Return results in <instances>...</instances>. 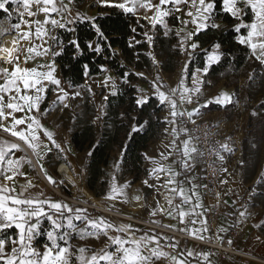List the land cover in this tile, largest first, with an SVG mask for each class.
I'll list each match as a JSON object with an SVG mask.
<instances>
[{"label":"snow or ice","instance_id":"obj_1","mask_svg":"<svg viewBox=\"0 0 264 264\" xmlns=\"http://www.w3.org/2000/svg\"><path fill=\"white\" fill-rule=\"evenodd\" d=\"M73 3L74 0H67V3L65 0H0V10L7 14L9 20H11L13 12L16 13L18 21L10 23L8 27L0 26V53L3 54L0 55V64L8 65V67H0V80H3V83H0V129L9 133L11 137L17 138L19 142H22L41 159L43 155L52 152V147L41 138V133L51 145H54L55 149L60 152L66 151L61 143L54 139V134L41 123V117L47 114L46 111H41V104L47 98L49 88L56 94V99L52 103L62 108L69 106L66 101L70 95L72 98L80 95L78 91L70 94L61 86L62 80L58 75L56 63V58L63 54L65 47L55 35L56 30L74 31V28L69 26L77 22L82 23L85 19L81 17L80 13L73 12L71 7ZM101 3L119 9L123 13L131 14L137 19L142 14L143 18L148 20L153 28L158 24L163 25L166 29L165 35L171 31L165 18L181 12L182 5L189 6L185 15L191 20L181 21V24L184 28H187L188 23L195 27L191 31H184L182 28L175 35L181 37L178 41L180 50L186 52L190 58L201 47L198 38L201 31H207L209 28L221 29V25L216 22L214 17L215 0H158L156 3L153 0H101ZM169 4L173 7H162ZM9 5L15 7L10 10ZM249 9L254 15V19L251 23H245L243 16L247 14ZM141 10H143L142 13ZM223 10L237 21L233 26L236 33H241L242 29L247 30L246 35L241 34L236 37L237 43L249 48L255 60L260 65H264V0H223ZM149 13L153 14L149 15ZM41 14L44 16L43 20L37 18ZM87 19L93 21V27L98 38L95 46L89 42L87 48L94 53H101L102 48L99 41L106 40L107 37L101 27L94 23L95 18L88 17ZM132 31L135 32V28ZM144 35L151 43L153 37L149 36L147 32ZM21 42H24L26 47L22 46ZM69 43L75 49L80 50L78 40L74 39ZM221 47L220 43L212 45V50L208 52L206 57V66L197 68L196 74L192 76V87L185 85L190 59L185 62L177 88L170 89L166 93L161 90L164 87L163 84L156 81L152 82V87L155 89L154 95L159 104L170 108L171 120L168 123L175 124L177 117L183 118L185 116L190 122L195 123L192 117L199 115V109L208 107L213 103L212 100H204L201 103L204 81L200 74L207 75L209 68L221 61L225 55L221 51ZM38 58L45 59L47 62L37 63L33 67L25 66ZM152 59L154 63H158L154 56ZM136 75L143 76L142 73H136ZM252 78L250 75V79ZM108 79L112 78L109 76ZM104 84L107 86V81ZM112 95H116V92L113 91ZM194 98L199 107L194 108L191 112H185L178 107V104H192ZM104 99L107 100L108 97L105 96ZM149 100L148 96L141 95L135 102L138 107L143 108ZM214 101L221 106H227L232 103V97L225 92L215 97ZM50 110L48 109V111ZM18 113L23 115H16ZM104 114L106 113L98 114L96 120H100L101 115ZM5 121L10 122L5 124ZM147 124L148 122L144 121L142 124L134 126L132 132L143 131ZM173 131L176 139H179V133L175 129ZM180 131L187 134L188 129L181 128ZM191 141V137L182 141L180 163L185 172L194 168V162L190 164L189 160L192 159V154L198 152L197 147ZM19 142L0 140V264H100L101 261H106L107 264H156V261L161 259L166 260L167 264H187L186 260L178 259L177 255L159 249L157 236L145 235L136 238L134 232L130 231L131 225L123 224L116 227L102 217L90 216L87 209H73L67 203L28 195L29 189L35 185L31 180H27L25 184L18 186L16 177L26 176V173L21 169L25 163L32 165V161L27 158L26 154L18 158L9 156L13 150L25 151ZM172 143L175 145V140ZM221 148L225 151H233L227 144H222ZM219 159L223 160V155H219ZM40 167L45 172L48 181L56 183L50 175H47V170L43 168V165ZM224 171L226 172L227 169ZM160 172H165L168 176L164 185L166 191L163 193L167 207L159 206V202H157V210L152 215L159 212L172 220L178 219L179 223L184 225L183 228L179 229L180 231H184L197 239H204L201 233L207 232L209 229L207 218L196 211L201 206L199 193L196 192L198 186L193 183L191 189L186 191L182 182L176 179L182 174L181 172L172 168H165L163 165L152 170V174L157 179H159ZM188 179L190 182L192 181L191 177ZM144 183L153 187V185H148L147 180ZM221 183L226 184L228 181L223 180ZM169 185L172 187H168ZM126 186L117 187L114 184L106 198L117 199ZM17 187H19V191H17ZM193 196H195L197 203H192ZM177 197H179V203H175ZM136 199L139 200L140 197H136ZM189 204L192 206L185 210L183 206ZM246 211H240L239 216L245 217ZM193 217H200L199 228L188 227V225L197 223ZM43 218H46L51 224V229L47 230L46 233L42 224ZM74 221L83 222L85 227L77 231L78 225ZM65 223L67 231L64 230ZM165 226L176 227L172 224ZM13 228L18 230L16 237L8 234V230ZM111 230L116 233H126L127 238L122 235H112ZM73 233L80 239L86 236L99 239L103 235L107 237L108 243L89 257L86 256L87 249L85 247L73 250L70 243V237ZM43 234H46L49 243L44 244V250L41 251L35 246V241L38 236ZM61 241L64 242L63 245L60 243ZM153 243L156 246L149 247ZM178 244L179 241L170 244L169 247L175 249ZM111 246H115L114 251L109 250ZM195 255L197 253L191 250L187 251L188 257ZM199 255H202L205 260L208 258L206 253Z\"/></svg>","mask_w":264,"mask_h":264},{"label":"crops","instance_id":"obj_2","mask_svg":"<svg viewBox=\"0 0 264 264\" xmlns=\"http://www.w3.org/2000/svg\"><path fill=\"white\" fill-rule=\"evenodd\" d=\"M67 3V0H65ZM154 3L158 2V0H153ZM222 6H223V1H222ZM15 6L9 5L10 10L14 8ZM72 10L74 13L78 12L80 13L81 17H84L87 19L88 17L95 18L97 17L100 13H104L103 7H107L103 3H101V0H74V3L71 5ZM166 8H172L173 6L171 4L162 6ZM189 6H184L182 5V11L179 13H174L173 15H170L169 17H166V23L168 24V28L173 30L175 33L182 28L184 31H191L195 26L191 23H188L187 28H184V26L181 24V21H190L191 18L186 16L185 13L187 12ZM2 11V10H0ZM154 11V10H153ZM87 12L90 15L84 16L83 13ZM143 10H141V13ZM15 14V17L13 16ZM11 20L6 16L1 17L0 16V26L8 27L10 23H16L12 22V19H17L16 13L13 12ZM153 13H149V15H152ZM253 15V14H252ZM55 16V14H53ZM245 16V15H244ZM243 16V21L245 23H251L252 20L254 19V15L252 17L251 22H247L244 20ZM170 17H176L177 24L173 25L172 22H170ZM41 20L44 19L43 14H41L39 17H37ZM58 18V17H56ZM25 19H28V17H25ZM139 19H143L145 23H148L151 27V31H153V27L149 23L148 20L144 19L142 14ZM18 22V21H17ZM218 24L221 25V27L225 26L226 23L224 21H217ZM72 26V25H70ZM163 27V25L158 24L155 28L158 33L156 36H160L161 32L159 31V28ZM58 30V29H57ZM56 30V32H57ZM55 32V34H56ZM154 33V31H153ZM247 33V30H246ZM246 33H244L246 35ZM238 35H241L239 33ZM237 35V36H238ZM177 43L181 39V37H177ZM200 43V41H199ZM22 46L24 45V42H21ZM150 45V43H149ZM201 45V43H200ZM179 46V45H178ZM202 48L200 47L195 51H200ZM59 50V49H57ZM154 50V49H153ZM190 50V49H189ZM212 48L208 49L207 52H210ZM114 51H117L120 53L119 48H115ZM154 52H156L154 50ZM183 52V51H182ZM185 56V62L190 59L192 61L193 57L195 56V53L193 56L190 58L186 52ZM151 54V53H150ZM208 54V53H207ZM151 56L155 57L156 61H158V53H152ZM207 57V56H206ZM47 62L45 59L38 58L36 61H30L27 65L28 67H33L37 63H45ZM185 62L181 63L179 67L176 69V72H173L170 74V78L172 80L171 83H173L172 88H177L181 76H182V69L185 66ZM57 63V71L58 75L62 80V87L65 88L70 94L73 92H80V95L72 98L70 95L69 98L67 99L68 107L67 108H62L58 107L57 105L53 104L52 101L56 99V94H54L51 91V88H49V91L47 93V98L42 102L41 104V111H46V115L41 117V123L42 125L47 128L49 131H51L54 134V139L58 142L61 143L62 147L66 150L65 152H60L59 150L55 149L54 145H51L50 142L47 141L46 137L43 136L41 133V138L45 140L46 143H49V146L52 147V152L48 153L47 155H43V158L37 157L31 149H28L26 146L22 144V142H19L17 138H8L6 136L0 135V140H7L10 142H19L21 143L22 147H24L25 151L24 152H18L16 150H13L12 153H9V156L12 158H18L22 155H27V158L32 161V165H29L27 163L24 164L23 168L21 169L24 173H26V176H17L16 177V183L17 185L25 184L27 180H31L32 183L35 185V187L29 189L28 195L38 197L40 199H48L50 201L54 202H63L67 203L69 206H71L73 209L76 208H84L87 209V213L92 216V217H102L106 220V216H103L99 211L95 210L94 208H86L80 203H74L72 200L62 196L58 195L55 193V191L52 189V186L55 188H61L62 192L70 197L76 198L80 201L84 202H89L90 199L97 200V198H100L104 202L101 203L97 200V202L102 205L105 208V205L107 207H110L114 209L116 212L123 214L124 216H121L118 218L115 222L106 220L107 222L112 223L114 226L119 227L123 224L131 225V232H134L135 237L139 238L141 236H157L159 240V249H163L166 252H170L173 255H177L178 259H183L187 261V264H238V261H226L221 259L216 253L211 252L210 250L203 248V247H196L192 242L189 241H184L180 240L179 237L173 236V235H166L164 232L157 230L153 226L150 227L147 225V223H152L158 226H162L164 228H169L166 227L165 225L172 224L175 225L176 227H172L169 229L177 230L179 232H184L180 231L179 229L183 228L184 225H181L177 220H172L169 217L163 215L162 213L157 212L156 215H152L154 211L157 210L158 203L159 206L162 207H167L166 201L164 199L163 193H165L166 188L164 187L166 180L168 179V176L165 172H160L159 173V179H157L153 174L148 176L146 179L148 181V185H153V187H146L147 185L144 183L143 179H140L139 181L135 183H130L131 176L129 175H122L120 172L121 164H122V155H123V150L121 148L114 151L113 154V161L117 162V165L115 169L110 172V166L107 168L108 169V184L106 187V193L103 196L95 197L94 193L88 189L87 187V177H88V167H89V162H88V155H89V150L88 151H79L74 143H73V131L76 128V124L78 122L79 117L81 116L79 113L81 110L84 108V104L82 102L85 100L83 98L84 94V87H86V84L88 83L89 79L94 81L95 83H98L100 86H105L104 82L107 81V97L112 95L114 87H116V83H120L121 79L117 76L114 70H112L109 66H103L104 72H102L100 75H90L87 72L86 75V80L85 82L80 85V86H74V87H69L68 83L65 81L62 72L60 71V66L59 63ZM188 63V66L189 67ZM156 63L152 65V69L141 71L143 74L149 77V80L151 81V78L154 76V72H158V69L155 67ZM206 66V62H205ZM204 66V67H205ZM0 67H8L6 64H0ZM197 67L192 70L190 73V70L188 68V74L187 78L185 79V85L187 87H192V76L195 75V70ZM210 69V68H209ZM147 71V72H146ZM201 78L203 79L204 83L202 85V95H201V103L204 100H212L213 103H211L208 107H201L199 109V115H194L192 118H212L213 120L216 121V117H220L221 111H224V109L228 108L231 106V104L227 106H221L217 103H215L214 98L220 95L221 93H228L233 100V95L235 92V89H237L238 84H232L230 82V85H222L220 82L221 80L225 79H220L218 81H215V83L212 85L208 81L209 78L206 79V75L200 74ZM111 77L112 79H108V77ZM207 80V81H206ZM0 83H3V80H0ZM133 85L136 86L138 93L142 92L141 90H145L148 88L149 92H147V96L154 95V91L147 86L148 84H143L140 82H132ZM131 84V85H132ZM147 86V87H146ZM170 89V88H169ZM162 91L165 92V89L163 88ZM169 92V90H168ZM155 96V95H154ZM103 100L107 102L104 98ZM82 101V102H81ZM84 103V102H83ZM214 104L220 106L219 108H216ZM178 107L185 111V112H191L194 108L199 107V105L195 102V98L193 100L192 104H184V105H179ZM48 109H51L48 111ZM101 111V110H100ZM76 113H78L76 115ZM104 113V112H102ZM168 114L165 116L166 119V125L164 127V134L161 135L160 137L156 138L149 144V148L145 151V155L147 158V165L148 168L152 171L153 169H158L163 165L165 168H172L173 170L177 172H181L182 174L178 176L176 179L178 181L182 182V186L185 188L187 191L188 189H191L192 184L194 183L198 187L196 188V192L199 193V204L201 205L199 208L196 209L198 213H202L203 217L207 218V212L210 210L211 205L208 203L204 190L202 189V166H201V159H200V152L197 147V145L193 142L197 149L198 152L192 154V159L189 160V163L194 162V168H192L191 171L185 172L181 166V151H182V141L187 139L189 136L185 134L184 132L180 131V117H177L176 123L175 124H170L168 123L169 120H171V117L169 115L170 113V108L165 107V111L163 114ZM18 116L23 115V114H16ZM102 116V115H101ZM97 117V116H96ZM96 117L94 118V122L96 123L99 120H96ZM10 121H5V124L9 123ZM216 124L218 128H220L223 132H227L235 137V140L237 142L236 148L233 151L230 152H222L220 155H223L224 159L220 160L219 159V165H220V173H221V181L227 180V176L229 174V171L231 170V165L229 164V161L226 159V155H229L232 153L233 155H237L240 153L242 150V144L245 146V143H243L244 139L242 136L243 129L241 128L239 131L235 130L233 127L235 125V120L231 121L228 120L225 117L224 121H219V123ZM236 127H238L236 125ZM173 129L176 130V132L179 133V139H176V136L174 134ZM9 134V133H8ZM243 139V140H242ZM173 140H175V145L172 143ZM167 158V159H165ZM219 158V157H218ZM187 159V158H184ZM228 161V162H227ZM59 162H65L70 166V176L74 178V182L67 180V178L63 177L56 171V167ZM40 165H43V168L47 170V175H50L56 183H51L48 181L46 174L43 170H41ZM224 169H227L225 172ZM233 170V169H232ZM113 177H115V180H113ZM189 177L192 178V181H189ZM228 183H222L221 187L223 188L224 192V202L222 206V215L220 218V223L217 229L216 234L218 237L222 238V240H232L235 242V245L238 249L242 251L249 252L251 254H254L256 256H261L264 257V233H262L260 229V226L263 223L262 219L260 218V212L261 208L258 206H252V202L248 201V196H247V189L244 186V183L242 180H227ZM231 182V183H229ZM139 183H142L144 185H140ZM51 184V186L49 185ZM116 185L117 187L127 185L126 187L123 188L122 194H120L117 199L115 200H110L107 199V195L111 190V187L113 185ZM75 187V189L72 192V189ZM145 187V188H144ZM168 187H172V185H169ZM66 190V191H65ZM140 190V191H139ZM17 191H19V187H17ZM138 191L140 192V198H142V203L139 204H134L136 197L135 196L138 194ZM91 192V193H90ZM143 193V194H142ZM191 195V193H189ZM175 203H179V197L175 200ZM192 203H197V200L195 196H193ZM192 205H184L183 207L185 210L190 208ZM246 211V216L245 217H240L239 212L240 211ZM133 217L139 219V221H132L131 219L128 218ZM194 219L197 220V223L195 225H188L189 228L195 227L199 228V219L200 217H193ZM208 222V219H207ZM75 224L78 225L77 231L79 229H82L85 227L84 223L81 221H74ZM42 224L44 229L50 230L51 229V224L50 222L47 221L46 218L42 219ZM221 229H224V231H221ZM65 231H67L66 223H65ZM18 230L15 231L14 234H10L11 236L16 237L17 236ZM208 232V231H207ZM207 232H202L201 235L203 237H207ZM186 233V232H185ZM112 235H122L125 238H127L126 233H116L114 230H111ZM188 234V233H187ZM192 236V235H191ZM18 238V237H17ZM167 240H174V241H179L180 244V251L179 253L172 252L170 250H166L163 247V243ZM49 243V242H48ZM62 245L64 244L63 241L60 242ZM70 243L72 247L78 248L79 247H85L87 249V255L86 256H91L94 252L98 251L100 248H102L106 243H108L107 237L101 235L99 239L92 237V236H86L83 239H80L77 237L75 233H73L70 237ZM45 244H47L45 242ZM43 245H40L35 241V246L43 251ZM155 243L149 245V247H155ZM115 246H111L109 250L114 251ZM191 250L194 253H197V255L188 257L187 256V251ZM180 253H183V255H180ZM200 253H206L208 254L207 260L204 259L202 255H199ZM100 264H107L106 261H101ZM156 264H167L166 260H159L156 261ZM243 264H258L255 262H244ZM262 264V263H259Z\"/></svg>","mask_w":264,"mask_h":264},{"label":"trees","instance_id":"obj_3","mask_svg":"<svg viewBox=\"0 0 264 264\" xmlns=\"http://www.w3.org/2000/svg\"><path fill=\"white\" fill-rule=\"evenodd\" d=\"M223 0H215L216 8L214 17L217 21H224L225 26L220 30L209 28L207 31L199 33V41L201 50L195 53L189 64L190 73L197 67L203 68L206 62L207 51L212 48L214 43L221 44V51L225 53L218 64L210 67L207 78L218 81L223 78H229L232 84H238V79H232V73L242 69L247 72L253 67L261 73V80L264 82V65H260L252 56L251 50L237 43L236 37L238 33L234 31V24L237 21L231 17L229 13L224 12L222 6ZM105 12L100 13L94 19V23L101 27L106 40H100L99 44L102 48L101 53H94L87 48L89 42L95 46L97 42V34L93 27V21L84 19L69 26L74 31L67 29H58L56 34L59 40L64 44V51L60 57L56 58L59 63L60 71L68 83L69 87L80 86L86 80L87 72L94 76L100 75L103 66H109L115 71L121 79L120 86L116 95H110L107 99V112L104 114V126L101 131L95 130L93 121L79 118L76 128L73 131V143L79 151H90L88 155V179L87 187L95 195L103 196L106 192L108 184V166L112 163V152L119 148L123 149L122 155V171L123 174L132 176L130 183H135L146 174L148 169L146 166L145 151L149 148V144L164 134L166 125L165 107L160 105L156 96H149L150 100L143 108L136 105L137 88L128 81L145 80V75H136L135 70L144 71L152 66V57L147 52L148 41L145 39V21L137 19L131 14L123 13L121 10L113 7H103ZM0 16H6L0 11ZM252 13L250 9L244 16V20L251 22ZM17 22V19H12ZM173 25L177 24L176 17H170ZM135 28V32L132 29ZM160 36H156L155 50L161 51L169 55V61L163 62V68L167 71H175L179 60L173 62V53L170 47L177 42L175 32L170 31V36L163 33L164 29L160 26ZM246 33V29H242L241 34ZM78 40L80 50L75 49L69 41ZM115 48L120 49V53L114 51ZM175 53L181 54V50L177 45ZM171 60V61H170ZM87 65V68H85ZM125 77L126 80L125 81ZM216 108L220 106L214 104ZM147 121L148 124L143 131L133 133L131 126L133 123L137 126ZM264 124V117H260L257 125ZM255 127V126H254ZM256 128V127H255ZM253 129V133L259 132ZM248 138H244L245 147L248 146ZM66 191V190H65ZM16 229H9L8 234H14ZM45 233L46 230L44 229ZM38 244L48 243L46 234L36 238Z\"/></svg>","mask_w":264,"mask_h":264},{"label":"rangeland","instance_id":"obj_4","mask_svg":"<svg viewBox=\"0 0 264 264\" xmlns=\"http://www.w3.org/2000/svg\"><path fill=\"white\" fill-rule=\"evenodd\" d=\"M83 13V12H82ZM84 16L90 15L87 12L83 13ZM15 17V14H13ZM154 31V33H153ZM151 31V27L148 23L145 24V33L147 32L149 36L153 37L152 42L149 45L148 42V49L147 52L150 54L152 53H158V65L156 64L155 67L158 69V72H154L153 78H151V81L149 80V77L143 74L139 70H135L138 73H142L145 75V80H131L128 81L130 84L132 82H140L143 84H148L152 91H155V89L152 87V82L156 81L159 84L164 85L165 92L167 93L168 90L172 89L173 83L170 74L175 71H167L165 68H163V62L167 63L169 61V55L165 53H161L162 49L160 51L155 50V42H156V34L158 31H156V28ZM166 29L163 31L165 34ZM170 36V31H168V34ZM145 39H147V36H145ZM148 41V39H147ZM178 45V43H174L170 49L172 50L171 52L173 53V58L171 59L173 62H177L179 60V64L177 65V68L179 65L183 62H185V56L186 54L184 52H180L181 54L179 55L178 53H175V48ZM156 52H154V50ZM150 54V55H151ZM152 57V56H151ZM170 60V61H171ZM153 62V59H152ZM154 62L152 63V65ZM152 69V66L149 69H146L148 72L149 70ZM146 71V72H147ZM261 72L257 70L255 67L253 69L244 72L242 69H240L238 72L232 73V79H238V88L235 89L234 95H233V100L232 104L230 107L224 109V111H221L220 117H216L217 123L219 121H224L225 117L228 120L234 121L235 120V125L233 126L235 130L239 131L241 128L243 129L242 136L243 139L246 137L248 138V146H244L242 144V150L240 151L239 154L233 155L230 153L229 155H226V159L229 161V164L231 165V170L229 171V174L227 176V180L235 181V180H242L244 183L245 188L247 189V196H248V201L252 202V206H258L261 208V219L264 223V124L262 125H257V121L260 119V117H264V82L261 80ZM250 75L253 77L250 79ZM158 78V79H157ZM127 81V80H126ZM207 81V80H206ZM210 84H214L215 81H213L211 78L208 79ZM230 80L229 78H225L221 80V84L223 85H230ZM120 83H116V87H114L113 91L116 92L118 91ZM146 86V87H147ZM162 88V89H163ZM170 88V89H169ZM161 89V90H162ZM175 89V87H174ZM107 88L105 86H100L98 83H95L91 79H89L88 83L86 84V87H84V94L83 98L85 99L82 104H84L83 110L80 111V117L86 119L87 117L89 118L90 121L94 122V118L98 115L101 114L102 112L106 113L107 112V102L103 100V98L107 95L106 93ZM147 92H149L148 88H146L144 91L139 92L137 91L136 95L137 98H139L141 95H146ZM147 96V95H146ZM107 101V100H106ZM101 110V111H100ZM78 113H76L77 115ZM78 114V115H79ZM165 114V113H164ZM168 114H165L167 116ZM104 116H101V119L97 121L96 123L94 122L95 125V130L101 131L104 126ZM236 125L238 127H236ZM136 126L134 123L131 126V130L133 127ZM256 128H255V127ZM257 129L259 132L253 133V129ZM242 139V140H243ZM236 142V140H235ZM244 143V142H243ZM237 145V142H236ZM119 147L115 150L118 151ZM122 149V148H121ZM112 153H114V151ZM123 150V149H122ZM147 160V158H146ZM148 161V160H147ZM227 161V162H228ZM111 164L110 166V172H112L113 169H115L117 162L113 161V154H112V159H111ZM108 166V167H109ZM147 173L142 175L143 180H146L148 176L152 174V171L148 168L147 162ZM233 169V170H232ZM122 171V164L120 168V172ZM124 176L126 174L121 173V176ZM128 175V174H127ZM108 176V174H107ZM130 176V175H129ZM132 178V176H131ZM222 179V177H221ZM220 179V186L222 185ZM131 181V180H130ZM229 182V183H231ZM140 185H144L142 183H139ZM148 187V186H146ZM145 188V187H144ZM222 188V187H221ZM140 191V190H139ZM91 193V192H90ZM95 195V194H94ZM97 195H95L96 197ZM99 197V196H97ZM96 197V198H97ZM97 200L101 203L104 201L101 200L100 198H97ZM97 200L90 199L89 202L87 203H92L93 205L97 206ZM85 207V206H84ZM87 208V207H86ZM105 208H108L111 211H115L114 209L107 207L105 205ZM90 209V208H89ZM96 210V209H95ZM98 211V210H97ZM103 216H106V220L115 222L118 217H115L112 214H108L107 212L103 213L99 211ZM116 212V211H115ZM118 213V212H117ZM117 223V222H115ZM262 233H264V224L260 226V229ZM73 250H77V248L72 247ZM87 255V252H86Z\"/></svg>","mask_w":264,"mask_h":264},{"label":"built area","instance_id":"obj_5","mask_svg":"<svg viewBox=\"0 0 264 264\" xmlns=\"http://www.w3.org/2000/svg\"><path fill=\"white\" fill-rule=\"evenodd\" d=\"M157 64V63H156ZM158 65V64H157ZM174 89V88H172ZM193 119V118H192ZM195 123L189 121L188 117L185 116L180 118V128H187V135L192 138V141L197 145L200 152L201 166H202V189L204 190L206 199L208 203L211 205L210 210L207 212L208 219V232L207 237L204 239H197L185 232H179L177 230L164 228L162 226H158L155 224H150L145 222L150 227H154L157 230L164 232L166 235H173L179 237L180 240L192 242L196 247H203L211 252L216 253L221 259L226 261H238V264H243L244 262H255L264 264V257L256 256L245 250L242 251L238 249L235 245V242L232 240H222L216 234L220 218L222 215V206L224 202V192L223 188L220 186V165H219V155L222 152H225L224 149L221 148L222 144H227L228 147L232 150L236 148L235 137L227 132H223L220 128H218L216 121L212 118H194ZM0 135L11 138V135L5 133L2 129H0ZM14 138V137H13ZM230 152V151H226ZM57 173L67 178V174L70 173V166L65 162H59L56 167ZM51 186V184H49ZM52 189L56 194H60L70 200L72 202L80 203L87 208H94L103 213L107 212L108 214H112L115 217L120 218L124 216L123 214L117 213L115 211H111L108 208H104L102 205L97 204V206L93 205L91 202L87 203L84 201H80L76 198L70 197L62 192V189L55 188L52 186ZM75 189V187L72 189ZM132 221H139V219H135L133 217H129ZM231 241V243H229ZM176 243L174 240H167L163 243V247L168 251H172L175 253H179L180 244L178 247L173 249L169 247L170 244Z\"/></svg>","mask_w":264,"mask_h":264},{"label":"bare ground","instance_id":"obj_6","mask_svg":"<svg viewBox=\"0 0 264 264\" xmlns=\"http://www.w3.org/2000/svg\"><path fill=\"white\" fill-rule=\"evenodd\" d=\"M10 39V38H9ZM9 46H11L10 44H9ZM0 55H3L2 53H0ZM71 174L69 173V174H67V177H68V179H70V181H72V182H74V178L73 177H71L70 176ZM143 194V193H142ZM135 196H138V197H140V192L138 191V194L137 195H135ZM95 202H97V201H95ZM141 204L142 203V198H140L139 200H135V202H134V204ZM97 204H99L98 202H97ZM139 204V205H140Z\"/></svg>","mask_w":264,"mask_h":264}]
</instances>
